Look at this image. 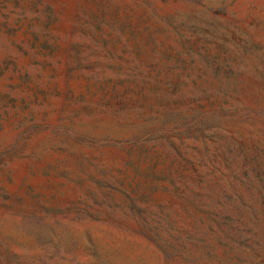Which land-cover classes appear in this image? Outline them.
Here are the masks:
<instances>
[{
    "label": "rangeland",
    "instance_id": "374dc122",
    "mask_svg": "<svg viewBox=\"0 0 264 264\" xmlns=\"http://www.w3.org/2000/svg\"><path fill=\"white\" fill-rule=\"evenodd\" d=\"M0 264H264V0H0Z\"/></svg>",
    "mask_w": 264,
    "mask_h": 264
}]
</instances>
